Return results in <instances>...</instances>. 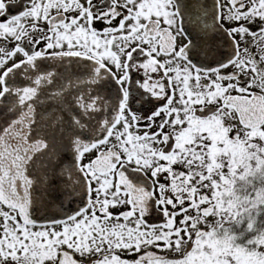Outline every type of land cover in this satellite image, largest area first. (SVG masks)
I'll return each mask as SVG.
<instances>
[{
    "label": "snow or ice",
    "instance_id": "obj_1",
    "mask_svg": "<svg viewBox=\"0 0 264 264\" xmlns=\"http://www.w3.org/2000/svg\"><path fill=\"white\" fill-rule=\"evenodd\" d=\"M0 264H264V0H0Z\"/></svg>",
    "mask_w": 264,
    "mask_h": 264
}]
</instances>
